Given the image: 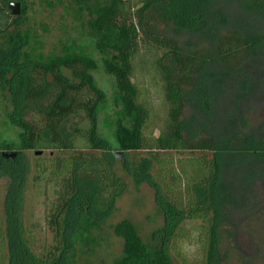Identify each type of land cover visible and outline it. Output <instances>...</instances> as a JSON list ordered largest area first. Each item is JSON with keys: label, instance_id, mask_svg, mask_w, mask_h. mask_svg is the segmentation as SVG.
I'll use <instances>...</instances> for the list:
<instances>
[{"label": "trees", "instance_id": "obj_1", "mask_svg": "<svg viewBox=\"0 0 264 264\" xmlns=\"http://www.w3.org/2000/svg\"><path fill=\"white\" fill-rule=\"evenodd\" d=\"M13 2L21 3L18 16L11 12ZM77 2L93 14L96 50L118 57L104 60L103 69L114 76L132 125L117 123L115 146L99 138L97 110L105 94L95 84L92 72L98 64L91 56L73 51L31 60L22 52L26 41L12 39L6 53L0 52V86L9 90L10 120L20 134L17 142L0 141V264H68L83 223H101L111 215L127 190V177L154 189L163 224L147 240L134 222L116 226L123 251L112 264H174L173 244L188 238L183 225L193 221L202 224L191 231L198 236L202 264H220L219 230L230 214L221 202L222 142L211 126L219 115L203 79L208 75L225 86L241 75L262 53L264 35L240 28L227 6L217 7L219 0ZM240 2L247 14L264 10V0ZM26 13L24 0H0V35ZM142 49L151 54L148 65L164 91V127L156 137L145 134L152 114L133 80ZM248 89L243 87V94ZM45 150L55 155L34 161L29 154ZM11 151L13 157L4 154ZM172 151L191 156L175 160ZM47 177L59 182L48 219L54 243L47 255L36 256L22 215L31 179Z\"/></svg>", "mask_w": 264, "mask_h": 264}, {"label": "rangeland", "instance_id": "obj_2", "mask_svg": "<svg viewBox=\"0 0 264 264\" xmlns=\"http://www.w3.org/2000/svg\"><path fill=\"white\" fill-rule=\"evenodd\" d=\"M24 1L27 13L19 25L0 35V52L6 53L12 39L17 36L26 41L22 52L31 60L46 61L73 51L91 56L98 64V69L92 72L95 84L105 94V100L97 110V133L102 141L115 146L117 123L122 121L125 126L131 127L132 118L125 117L123 113L114 76L103 69L104 60L116 62L118 57L112 51L101 54L95 48L91 9L84 8L77 0ZM219 1L217 7L227 6L229 13L238 17L236 23L240 28L264 35V10L262 13L247 14L240 0ZM149 55L142 49L136 57L133 80L152 114L145 134L156 137L164 127L166 108L162 81L155 77L148 65L151 61ZM258 57L243 69L241 75L229 79L232 82L228 81L225 86L218 85V79L208 75L203 79L204 85L214 95V107L219 115L211 126L222 142L220 193L225 195V200L227 198L226 202H221L230 214L219 230L220 264H264V48ZM23 60L24 57H21ZM246 86L248 92L243 94L242 88ZM13 112L9 90L0 86V141L17 142L19 138L20 130L10 120ZM227 112H231L230 115ZM189 113L192 114L190 109ZM247 121L249 124L245 127ZM224 138L229 139V145ZM11 153L15 152H4L13 157ZM50 153L55 155L50 150L41 155L29 152L32 160ZM170 154L175 160L191 156L183 151H172ZM126 181L127 190L116 200L107 219L101 223H83L80 234L74 240L75 248L68 264H112L123 251V240L117 236L115 228L124 221L136 223L145 240L162 226L163 218L158 213L154 189L144 181L135 182L130 177ZM58 190L59 182L51 177L37 182L31 179L28 187L22 218L30 249L36 256L47 255L53 246L54 234L48 226V219ZM3 197L4 188H1L0 201ZM200 224L193 221L183 225L188 238L173 244L175 248L171 250V256L174 264H202L204 256L199 248L198 236L191 235V231H195Z\"/></svg>", "mask_w": 264, "mask_h": 264}, {"label": "water", "instance_id": "obj_3", "mask_svg": "<svg viewBox=\"0 0 264 264\" xmlns=\"http://www.w3.org/2000/svg\"><path fill=\"white\" fill-rule=\"evenodd\" d=\"M10 8L13 15L18 16L21 14V3L13 2L10 4ZM41 154L42 152H36V155H41Z\"/></svg>", "mask_w": 264, "mask_h": 264}]
</instances>
